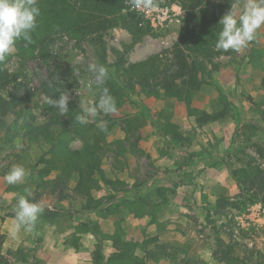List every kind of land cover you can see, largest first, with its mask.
I'll list each match as a JSON object with an SVG mask.
<instances>
[{
  "label": "rangeland",
  "instance_id": "1",
  "mask_svg": "<svg viewBox=\"0 0 264 264\" xmlns=\"http://www.w3.org/2000/svg\"><path fill=\"white\" fill-rule=\"evenodd\" d=\"M221 1L199 2L222 17ZM158 2L152 9L126 2L148 33L130 48L128 29L105 31L106 63L89 38L67 32L55 35L46 53L36 49L23 57L15 49L9 56L4 69L11 83L0 87V100L16 95L24 101L7 114L0 108V264H264V199L248 202L231 174L249 157L264 169V26L239 52L216 51L217 37L193 53L204 71L190 103L163 90L151 95L138 85L125 88L128 65L158 55L162 67L174 68L185 19L200 13L189 0ZM244 2L226 11L239 15ZM90 64L108 69L103 87L117 111L90 116L87 124L75 119L66 130L71 114L61 116L45 97L69 93L75 116L94 106L103 89ZM203 112L223 116L201 124ZM51 120L59 135H25L28 122ZM91 160L100 172L84 180L85 187L78 170ZM14 164L28 174L10 186L4 175ZM29 192L45 210L33 233L21 230L14 238V206ZM220 197L239 206L220 208Z\"/></svg>",
  "mask_w": 264,
  "mask_h": 264
},
{
  "label": "trees",
  "instance_id": "2",
  "mask_svg": "<svg viewBox=\"0 0 264 264\" xmlns=\"http://www.w3.org/2000/svg\"><path fill=\"white\" fill-rule=\"evenodd\" d=\"M128 1L131 0H38L41 14L37 18V28L31 33V42L17 41L16 50L23 57H26L28 52H33L36 49L46 53L53 37L58 33L67 32L76 36L79 35L82 38H89L97 48L96 54L100 61L106 63V48L103 37L105 31L115 27L128 29L134 39L130 48L140 40L138 35L148 33V30L139 25L140 16L138 13L126 8V2ZM174 1L170 0V2ZM189 1L199 9L200 13L189 12L185 19L180 31V40L173 50V67H175L172 68L169 63L166 67L164 66L165 68L162 67L165 64L158 55L150 56L138 63L129 64L126 70L130 76V85L125 86V88L131 87L134 89L138 85L143 91H147L151 95L159 94L160 90H163L165 95L174 96L188 103L191 102L193 91L200 89L203 83L199 76L204 71L203 62L195 59L193 53L197 55L204 50L210 39L218 37L221 30L219 24L221 17L218 8L209 13L211 11L199 2L201 0ZM235 1L222 0L217 7L221 10L225 9L222 12L227 13L226 10ZM155 2L159 3L158 0ZM182 5L185 6V2ZM8 60L9 57L5 62L0 63V87L11 83L4 69ZM114 93L117 95L116 90ZM23 101L24 98L11 95L9 98L0 100V108L4 114H7L9 110ZM73 110L74 108L68 110L71 117L66 124H63L66 130L69 129L67 128L69 125L75 122L76 116ZM141 113L147 115L146 106H142ZM222 116L223 113L220 112H203L197 117V122L205 124ZM55 126V120L42 124L28 122L24 128L25 135L34 140L40 137L51 139L60 134ZM166 127L173 128L174 126L169 123ZM258 152L259 154L263 153L262 151ZM88 165L89 167L85 166L83 169L79 168L78 170L85 187V181L91 179L93 174L100 172L98 166L96 170H93L95 165L92 160L88 161ZM88 168L89 173L86 174L85 171ZM231 174L237 183L240 195L244 196L248 202L254 203L258 199H264V169L257 163L256 159L251 157L245 159L243 165L233 169ZM101 179L104 181L103 176H101ZM216 202L220 208L229 205L239 206L226 197L217 198ZM87 227L91 228L95 235H98V231L90 224H87ZM4 239V234L0 232V249Z\"/></svg>",
  "mask_w": 264,
  "mask_h": 264
},
{
  "label": "clouds",
  "instance_id": "3",
  "mask_svg": "<svg viewBox=\"0 0 264 264\" xmlns=\"http://www.w3.org/2000/svg\"><path fill=\"white\" fill-rule=\"evenodd\" d=\"M136 8L152 9L155 0H131ZM41 10L38 0H0V63L6 61L16 49L17 41L31 42V33L37 28ZM222 26L215 43L216 51L239 52L246 48L255 38L262 26H264V0H245L243 10L237 15L230 10L219 20ZM94 73L95 83L102 87V93L94 106L83 108V114L77 115L76 120L80 124H87L89 117L98 113L105 115L117 111L116 100L110 94L105 85L109 78L108 69L103 65H89ZM70 95L61 93L57 98L45 97V102L56 109L61 116L69 110ZM98 127L104 131L106 124L101 122ZM27 170L23 165L14 164L4 175L5 182L10 186L21 185L25 182ZM21 195L14 206V222L12 236L21 231L33 233L36 229L40 216L44 213V205L34 202L29 197Z\"/></svg>",
  "mask_w": 264,
  "mask_h": 264
}]
</instances>
